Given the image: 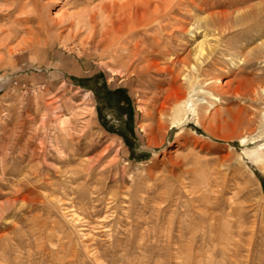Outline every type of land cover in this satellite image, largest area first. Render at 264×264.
<instances>
[{"label": "rangeland", "instance_id": "rangeland-1", "mask_svg": "<svg viewBox=\"0 0 264 264\" xmlns=\"http://www.w3.org/2000/svg\"><path fill=\"white\" fill-rule=\"evenodd\" d=\"M223 1L171 2L138 49L140 0L0 3L26 19L0 18L17 29L0 43V264H264V56L247 54L264 17L242 63L211 59L191 92L169 77L201 39L194 17L263 0Z\"/></svg>", "mask_w": 264, "mask_h": 264}, {"label": "bare ground", "instance_id": "bare-ground-1", "mask_svg": "<svg viewBox=\"0 0 264 264\" xmlns=\"http://www.w3.org/2000/svg\"><path fill=\"white\" fill-rule=\"evenodd\" d=\"M7 1H9V0H0V3H4V2H7ZM140 1H141V4H140L141 5V8L137 7L136 10H135V12H134L136 19L134 21H132V23H128L127 24L128 26L125 29V30L128 31L129 38H131L133 40L134 47H136L134 49H138V45H140L137 42L138 40L135 39V37H137L140 34L139 33L140 32L139 31L140 28H142V27L145 28L146 26L148 27L150 24H153V22H156V21L160 23V28H161L160 30L161 31H163L166 28V25L168 23L161 24L162 23L161 21H163V18L165 20L169 19V16H170V13H171V10H172V8L169 6V4L171 2L174 3V1H176V0H140ZM232 1L231 2H224L223 1L222 4L223 5L228 4L227 7L228 6L230 7V5H232ZM2 5L3 4H0V18L5 17L8 21L15 22V23L16 22H20V21L21 22L22 21L23 22L26 21V19H19V18L15 17L16 15L11 16L10 14H12V13L8 14L9 11L8 12L6 11L7 12L6 14L3 13L4 11L1 9V6ZM260 5L261 6L259 7L258 10H252V9L251 10L249 9L247 11H241L239 9H234V10H230V11H228V10H220L218 12H210V13H207L206 15H204L202 17L201 16L194 17V22L192 23L191 27L189 26L190 28H188L187 31L189 32V34H190L191 37H194V34H193L194 32H196V33L197 32L198 33L200 32L201 33V39L199 41L197 40V43L195 44V46L193 47V49L188 52L189 54L187 55V57L183 58L181 61L179 60L180 63H181V65H179L180 66L179 68H176L175 69L173 67V68L170 69V74L172 76H169V77H172V79L175 80V82L178 83L177 86H178V89L180 91H182L181 89L183 87L182 81H184L186 83L187 90L189 92H191V91L194 90L195 84L199 80L198 78L200 76H208L209 73L207 71H205V70H202V69H204L203 68V64H205V63L207 64L208 61H210L211 59L216 60V59L220 58V56L221 57H223V56L224 57L225 56H231V59L232 60L235 57L234 61H237V62H240L241 61V63H242V58H240L239 56L241 55L240 51L243 50V45H242V42H240V41L242 39L243 40H245L247 38L250 39L253 36V35H248L246 33V31L248 29H246L247 26H245V25L248 24L249 22H252V21L255 22L257 19H259L261 17H264V0L262 2H260ZM138 9H140V10H138ZM14 11H12V12H14ZM109 14H110L109 11H106V14H103V16L105 17V19L103 18L105 20V21L103 20V22L108 21V15ZM89 18L92 20L93 19V16L91 15ZM84 19H86V15L85 14H83L82 12H81V14L80 13L77 14L76 15V26L79 24V22L81 20L83 21ZM38 23H39V26H41V27L44 25V22L41 19L38 20ZM24 24H25V22H24ZM102 24H104V23H102ZM237 27H240L242 29L244 27H246V28H244L245 30L243 29L245 32L242 30L244 32V34L241 32L242 34L240 35V37H239V39L237 41H235L233 43H228V42H225V41H222L221 40L223 38V34H225L226 32H228L229 30H232L233 28H237ZM16 30L17 29L15 27H13V26H10V27H7V28H0V43L2 44L5 40H7L8 38L14 36ZM182 30H183L182 27H178V32L179 31L182 32ZM146 31H144L145 33L143 32L145 35H146ZM187 36H189V35H187ZM196 36H197V34H196ZM219 36L222 37V38L219 39ZM188 38H190V37H188ZM126 40H128V39L126 38ZM192 41H193V39H192ZM142 42L145 43L144 41H141V43ZM145 48H147V47H145ZM261 48H263L262 49L263 51H261ZM255 50L259 51L260 53H263V56H264V41L261 42L260 45L258 47H256V49H251L250 51H248L247 54L252 53ZM146 51H149L150 54L153 53V49L146 50ZM146 51L140 50L141 55L142 54H143V56L147 55V52ZM135 53H138V52H135ZM172 63H174V62H172ZM156 65H157L156 63H151V66H156ZM211 65H213V63ZM166 68H168V66L162 67L161 69L163 70V69H166ZM200 80H201V78H200ZM176 90L177 89H175V91ZM186 92L187 91H185L184 93H186ZM170 93H172V92H170ZM177 94L175 93L174 94V97H172V95L169 94L170 97L168 98V100L173 101V102L174 101H177V99L179 100L180 98H179V96ZM187 94H190V93L187 92ZM208 94H209V96L212 97L211 99H214L215 100V97L211 93H208ZM167 96L168 95H166V97ZM181 98H185V97H181ZM215 101H217V100H215ZM165 102H166V100H165ZM196 103L195 102H192V106H195ZM212 104H213L212 102H210L208 104L209 105V108H212L213 107ZM196 106H197V104H196ZM164 110H165V107L162 106L161 107V111H164ZM194 112H196V111H194ZM197 116L199 117V115H197ZM262 145L264 147V142L261 143L259 145V147L262 146ZM250 152L252 153V155L251 154H249V155L252 156L254 162H256V163H264V155H262V153L259 151V149H255V150H252Z\"/></svg>", "mask_w": 264, "mask_h": 264}]
</instances>
